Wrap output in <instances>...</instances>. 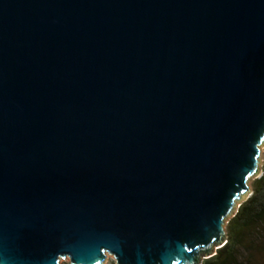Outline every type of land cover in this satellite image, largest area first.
<instances>
[{
    "label": "water",
    "instance_id": "obj_1",
    "mask_svg": "<svg viewBox=\"0 0 264 264\" xmlns=\"http://www.w3.org/2000/svg\"><path fill=\"white\" fill-rule=\"evenodd\" d=\"M263 145L264 0H0V264H202Z\"/></svg>",
    "mask_w": 264,
    "mask_h": 264
},
{
    "label": "trees",
    "instance_id": "obj_2",
    "mask_svg": "<svg viewBox=\"0 0 264 264\" xmlns=\"http://www.w3.org/2000/svg\"><path fill=\"white\" fill-rule=\"evenodd\" d=\"M227 242L202 264H264V161L251 195L226 226Z\"/></svg>",
    "mask_w": 264,
    "mask_h": 264
},
{
    "label": "rangeland",
    "instance_id": "obj_3",
    "mask_svg": "<svg viewBox=\"0 0 264 264\" xmlns=\"http://www.w3.org/2000/svg\"><path fill=\"white\" fill-rule=\"evenodd\" d=\"M261 153H262V155H261V161H260V163H261V165H260V171H259V174L250 183V190H251V192H252V183H253V181L255 179L259 178L262 175L263 161H264V145H263V147H261ZM251 192L248 194L247 198L250 196ZM229 219H227V222L225 224V228L227 226V223H228ZM60 264H71V263H70V260L68 258H64V259H61L60 260ZM105 264H115L114 257L112 255H110V254H107V258L105 260Z\"/></svg>",
    "mask_w": 264,
    "mask_h": 264
},
{
    "label": "snow or ice",
    "instance_id": "obj_4",
    "mask_svg": "<svg viewBox=\"0 0 264 264\" xmlns=\"http://www.w3.org/2000/svg\"><path fill=\"white\" fill-rule=\"evenodd\" d=\"M222 246V245H221Z\"/></svg>",
    "mask_w": 264,
    "mask_h": 264
}]
</instances>
